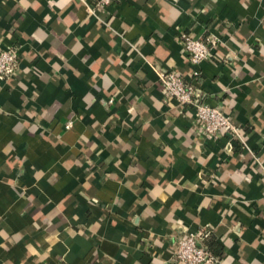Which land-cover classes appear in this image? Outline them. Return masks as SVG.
<instances>
[{
	"label": "crops",
	"instance_id": "obj_1",
	"mask_svg": "<svg viewBox=\"0 0 264 264\" xmlns=\"http://www.w3.org/2000/svg\"><path fill=\"white\" fill-rule=\"evenodd\" d=\"M99 17L0 0V46L19 50L0 80V264H175L200 230L219 264H264V0H118ZM184 33L221 40L199 85L260 164L165 101L159 71L196 83Z\"/></svg>",
	"mask_w": 264,
	"mask_h": 264
},
{
	"label": "built area",
	"instance_id": "obj_2",
	"mask_svg": "<svg viewBox=\"0 0 264 264\" xmlns=\"http://www.w3.org/2000/svg\"><path fill=\"white\" fill-rule=\"evenodd\" d=\"M89 13L98 19L99 12H105L118 0H87ZM183 50L193 67L192 77L196 83L189 82L173 70H161L158 73L159 81L163 87L165 101L175 100L183 109L194 118V128L207 141H218L227 137L231 142L238 143L247 150L254 160L260 164L256 153L248 146L246 136L233 118L221 108L211 106L199 84L202 82V63L213 61L216 57L212 51L221 40L215 36H208L204 40L192 34L181 35ZM215 61V60H214ZM19 67V50L5 49L0 46V80L14 77ZM198 83V84H197ZM110 103V102H109ZM72 122L65 125L70 129ZM264 181V172H263ZM210 233L200 230L188 233L185 238L176 239L172 260L175 264H219L220 258L215 256L205 245Z\"/></svg>",
	"mask_w": 264,
	"mask_h": 264
},
{
	"label": "trees",
	"instance_id": "obj_3",
	"mask_svg": "<svg viewBox=\"0 0 264 264\" xmlns=\"http://www.w3.org/2000/svg\"><path fill=\"white\" fill-rule=\"evenodd\" d=\"M246 135V133H244ZM207 241H209V238L207 239ZM216 256V255H215ZM218 257V256H217Z\"/></svg>",
	"mask_w": 264,
	"mask_h": 264
}]
</instances>
